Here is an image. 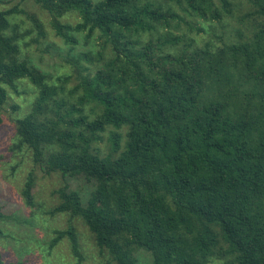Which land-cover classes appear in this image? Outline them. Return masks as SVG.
<instances>
[{
    "label": "trees",
    "instance_id": "1",
    "mask_svg": "<svg viewBox=\"0 0 264 264\" xmlns=\"http://www.w3.org/2000/svg\"><path fill=\"white\" fill-rule=\"evenodd\" d=\"M33 1L69 46L85 34L95 49L71 59L87 62L78 86L66 88L71 77L51 84L28 58L45 37L42 23L30 18L38 37L23 45L29 33L12 18L26 12H0V109L5 87L31 82L39 100L18 120L20 138L38 161L44 145H58L47 171L96 184L87 204L60 189L54 212L82 216L116 264H136L141 250L153 264H264V0H245L258 23L249 41L219 48L199 47L188 32L233 18L234 0ZM72 13L80 22L63 25ZM32 189L30 177L29 200ZM56 235L54 244L74 232Z\"/></svg>",
    "mask_w": 264,
    "mask_h": 264
},
{
    "label": "rangeland",
    "instance_id": "2",
    "mask_svg": "<svg viewBox=\"0 0 264 264\" xmlns=\"http://www.w3.org/2000/svg\"><path fill=\"white\" fill-rule=\"evenodd\" d=\"M233 2L236 3L234 17L216 25L215 30H210L208 24L199 22L197 25L203 32L197 29L188 32L187 27L183 26L184 32L173 31V35L184 37L187 31L199 47L208 43H214L217 48L224 44L239 46L249 41L248 37H252L257 31L258 25L253 22V17L248 19L253 8L245 0ZM15 6L26 12L12 18L14 24H19L22 31L29 33L23 40V45L38 37L30 19H33L32 16L44 28L45 37L39 39V44L28 48L31 63L49 76L51 84L55 85L60 78L71 77L66 88L74 89L80 84L76 71L86 66L87 62L82 61L78 65L75 60L71 62V59L95 52L93 41L89 44L85 34H76L79 44L69 46L54 29L53 17L33 0H0V12ZM61 21L63 25L76 26L80 17L77 13H72ZM183 46L184 43L181 47ZM181 47L178 52H182ZM5 88L8 97L0 109V208L5 216L0 224L2 261L6 264H116L111 262L106 253L97 249L92 231L82 216L70 211L54 212L55 207L62 203L60 189L67 188L69 192L77 193L81 202L87 204L96 184L83 175L71 177L61 172L47 171V158L58 149V145H44L43 161H38L34 149L25 144L18 134V120L32 111L39 100V91L28 80L19 82L17 88ZM45 117L54 121L57 119L52 110H48ZM121 132L126 140L127 128L123 127ZM102 137L103 140L98 142L97 147L105 155L110 151L109 132L102 134ZM30 177L33 178L32 200L24 195ZM70 230L74 232L73 236L66 235L54 244L58 231L67 234ZM135 258L136 264H153L152 255L146 251H138ZM216 260L218 264L227 263L226 260Z\"/></svg>",
    "mask_w": 264,
    "mask_h": 264
}]
</instances>
